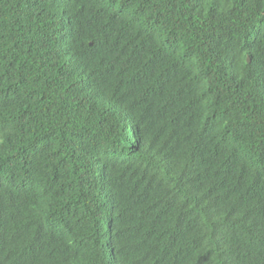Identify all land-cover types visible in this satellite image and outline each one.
<instances>
[{"label": "trees", "instance_id": "trees-1", "mask_svg": "<svg viewBox=\"0 0 264 264\" xmlns=\"http://www.w3.org/2000/svg\"><path fill=\"white\" fill-rule=\"evenodd\" d=\"M0 264H264V0H0Z\"/></svg>", "mask_w": 264, "mask_h": 264}, {"label": "bare ground", "instance_id": "bare-ground-1", "mask_svg": "<svg viewBox=\"0 0 264 264\" xmlns=\"http://www.w3.org/2000/svg\"><path fill=\"white\" fill-rule=\"evenodd\" d=\"M221 197V196H220ZM217 199H219V198H217Z\"/></svg>", "mask_w": 264, "mask_h": 264}]
</instances>
